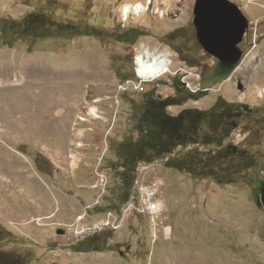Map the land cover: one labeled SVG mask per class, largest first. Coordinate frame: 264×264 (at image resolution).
Instances as JSON below:
<instances>
[{
	"label": "rangeland",
	"instance_id": "obj_1",
	"mask_svg": "<svg viewBox=\"0 0 264 264\" xmlns=\"http://www.w3.org/2000/svg\"><path fill=\"white\" fill-rule=\"evenodd\" d=\"M138 1L147 5L144 11L123 15V4ZM148 1L0 0V62L30 58L31 71L38 69L45 81L42 89L0 85V250L19 253L23 264H264V208L252 191L253 177L264 176V0H232L249 20L241 60L228 78L206 87L197 74L213 57L196 40L195 0ZM29 15L51 21L40 32L46 36L22 34ZM56 25L69 28L62 33ZM139 31L144 34L132 41ZM140 47L167 52L171 72L140 87L130 81L121 91L133 78ZM184 75L195 92L175 90ZM152 88L160 98L194 93L167 106L170 114L206 110L219 95L246 105L247 113L232 116L229 129L217 135L221 146L257 156L247 178L222 183L168 167L166 156L143 162L144 178L156 175L165 183L164 223L171 229L160 228L155 239L137 212L116 227L106 224L119 219L125 203L117 184V143L136 138L129 121ZM91 108L99 117L89 115ZM192 147L218 146L189 143L178 150Z\"/></svg>",
	"mask_w": 264,
	"mask_h": 264
},
{
	"label": "trees",
	"instance_id": "obj_2",
	"mask_svg": "<svg viewBox=\"0 0 264 264\" xmlns=\"http://www.w3.org/2000/svg\"><path fill=\"white\" fill-rule=\"evenodd\" d=\"M35 16L29 15L24 20L20 29L22 34L34 37L46 36L40 32L46 30L51 21L48 20L47 23L43 17ZM55 27L62 33L69 28L59 25ZM174 32L172 31L170 36ZM140 34L144 33L139 31L131 36V40L134 41ZM173 86L180 92L183 85L180 80H175ZM179 92L174 96L160 98L153 88L146 91L139 112L129 121L130 130L137 133L136 138H124L117 143L115 162L117 170L121 168L118 171L117 181L122 193L120 202H126L129 197L137 164L140 161L152 162L157 158L168 156L165 162L168 167L187 171L194 178L212 177L220 183L233 182L239 177L247 178L248 170L257 165L256 155L249 154L247 150L234 151L235 146L232 145L221 146L222 136L217 135L219 128L223 129V133L229 129L232 110L240 108V103L227 102L219 95L206 110L182 108L176 114H170L166 110L167 106L181 104L187 98H191V95L194 96V93L188 92L187 95H178ZM202 123L207 125L209 132L202 131ZM189 143H201L205 146L215 144L218 147L217 149L208 147L204 150L192 147L182 153L176 150L179 146L182 150ZM171 153H173L172 157ZM87 248L97 250L93 246ZM20 258L19 253L13 255L0 250V264H23Z\"/></svg>",
	"mask_w": 264,
	"mask_h": 264
},
{
	"label": "water",
	"instance_id": "obj_3",
	"mask_svg": "<svg viewBox=\"0 0 264 264\" xmlns=\"http://www.w3.org/2000/svg\"><path fill=\"white\" fill-rule=\"evenodd\" d=\"M191 13L197 42L215 59L213 69L200 75L201 85L211 86L228 78L239 65V44L247 39L249 20L232 0H195ZM255 179L253 197L264 208V177L257 175Z\"/></svg>",
	"mask_w": 264,
	"mask_h": 264
},
{
	"label": "built area",
	"instance_id": "obj_4",
	"mask_svg": "<svg viewBox=\"0 0 264 264\" xmlns=\"http://www.w3.org/2000/svg\"><path fill=\"white\" fill-rule=\"evenodd\" d=\"M138 51H144V49L138 48ZM133 63H134V58H133ZM133 68H134V77L125 79V86L121 87V91H125L127 89L128 85L131 83L130 81L132 82L138 81L140 87L142 83L156 82L160 80V78H157V80L145 79L144 77L139 75L138 71H135V67ZM170 72L171 70L168 69V71L165 72L164 74ZM197 77H198L197 79L198 84L200 85L199 79L201 78V76L197 74ZM180 82L182 83L183 86H186L192 92H195L194 90H192L189 81L185 79V75L180 77ZM134 86L137 88V85ZM178 149L179 148L177 147L176 150ZM171 155H173V153H171ZM145 164L146 163H143V161H140L137 164L136 175L132 185V189L127 201L122 206V210L119 213L120 216L119 219L115 217L110 221H107L106 224L110 223L111 226L116 227L118 226V224H120L121 221L120 219L127 217L132 212H137L146 217L150 225L151 237L155 239L158 236L160 228H162V230L165 233H170L171 228L169 225L164 223L167 205L162 192V187L164 186L165 183L160 176H156V175L148 179L144 178L143 172L145 168H147V165ZM104 177H106L104 173L99 174V178L101 182L104 181Z\"/></svg>",
	"mask_w": 264,
	"mask_h": 264
},
{
	"label": "bare ground",
	"instance_id": "obj_5",
	"mask_svg": "<svg viewBox=\"0 0 264 264\" xmlns=\"http://www.w3.org/2000/svg\"><path fill=\"white\" fill-rule=\"evenodd\" d=\"M146 8L147 5L145 6V4H143L141 1L134 3L126 2L121 6V11L123 15L127 16V14L131 11L138 13L142 10L144 11ZM140 48H143L144 51H138V53L135 56V64H136L135 71H138L140 76L148 80H155V78L161 76L162 74L167 72L168 69H170L171 61L168 57L169 55L167 52L147 50L144 47H140ZM29 61L30 58L25 59L23 57L20 59V61L14 63L0 62V85L4 83H6L4 85H8L9 82L11 81L13 84H17V88H24V87H29L30 89L38 88V86H40V83L45 81L43 76L41 75V72H39L38 69L31 71L29 66ZM214 65H215V59L212 60L211 65L207 68L208 69L207 71L208 72L211 71ZM13 72H16V74ZM40 89H42V87ZM89 115L93 118L99 117V115H97L94 108H91L89 110ZM100 226L101 224H97L96 228H99Z\"/></svg>",
	"mask_w": 264,
	"mask_h": 264
},
{
	"label": "flooded vegetation",
	"instance_id": "obj_6",
	"mask_svg": "<svg viewBox=\"0 0 264 264\" xmlns=\"http://www.w3.org/2000/svg\"><path fill=\"white\" fill-rule=\"evenodd\" d=\"M248 35V34H247ZM243 41H245V40H243ZM247 43V42H246ZM246 108H247V106L246 105H243L241 108H238V109H234V110H232V113H233V117L234 118H240V117H242L243 116V114L245 113H247V110H246ZM233 125H236V123L233 121ZM253 133H255L256 131H255V129L252 131ZM250 135V133H248V135L247 136H249ZM179 148H181L180 146H179ZM233 150L234 151H239V150H241V149H239L238 147H235V148H233ZM263 169H264V166H263ZM261 177H264V176H262L261 175ZM253 178H256V176L255 177H253ZM256 181V180H255ZM254 181V182H255Z\"/></svg>",
	"mask_w": 264,
	"mask_h": 264
}]
</instances>
